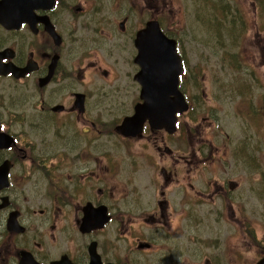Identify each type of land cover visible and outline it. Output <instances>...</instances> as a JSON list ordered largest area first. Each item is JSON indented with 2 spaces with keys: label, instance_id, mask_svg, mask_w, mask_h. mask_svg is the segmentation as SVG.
<instances>
[{
  "label": "flooded vegetation",
  "instance_id": "af4514ba",
  "mask_svg": "<svg viewBox=\"0 0 264 264\" xmlns=\"http://www.w3.org/2000/svg\"><path fill=\"white\" fill-rule=\"evenodd\" d=\"M93 1L107 3L112 0ZM254 3V0L251 4L237 0L236 8L229 9V2L223 0L219 4L221 21L216 23L215 15L209 25L215 40L225 43L237 41L242 26L256 21ZM215 6L216 3L211 8ZM250 6L253 15L247 18ZM157 8L158 12L164 11V5ZM79 10L85 9L70 3L49 12L62 36V45L58 48L40 22L33 28L37 29L36 32L28 24L23 29L6 30L2 26L7 32V43L15 51L13 61L18 66H25L30 60L35 64L29 76L23 79L12 75L0 76V124L4 123L7 133L21 138L24 144H15L7 150L0 148V165L6 159L12 162L10 184L0 191V264H52L64 255H68L73 264H92L100 260L101 264H110L106 238L101 235L99 243H91L98 232L105 230L93 229L83 233L76 226V221L84 216L88 202L93 203L91 209L105 204L113 218L138 212L137 198L126 195V188L133 184L132 174L117 182L109 167L99 165L93 169L88 191L77 196L70 207L49 212L32 195L31 169L39 165L45 156L38 152L37 147L30 148L29 138L33 137L36 125L41 127L42 122H47L54 129L59 124L58 132L48 135L39 148L46 149L54 144L70 162L73 154L83 149V138L69 142L60 126L71 124L72 128L68 127V131L79 134L78 123L90 126L94 122L86 115L87 109L84 113L75 109L74 100L69 98L74 90L69 87L104 89L108 70L101 71L105 75L103 85L97 82L96 77L86 78L84 73L91 71L98 74L111 58L118 59V62L122 59L123 51L117 49L116 37L123 26L119 27L114 20L109 23L108 19L85 18ZM227 11L230 17L225 20L223 13ZM7 12L10 13L9 10ZM130 16L128 33L131 35L134 25ZM255 25L253 36L262 38L264 22H256ZM86 39L89 40L84 42ZM130 39L126 37L125 43ZM55 53L59 54V59L46 81ZM116 61L115 68H122V64ZM21 88L28 92V97L25 94L10 98L12 90ZM116 88L114 84V96L118 94ZM245 90L248 97H253L251 88ZM230 91L224 83L211 85L208 93L211 104L206 114L195 116L196 119L204 117V122L196 123L194 132H189L186 139H182L178 132L174 140L175 144L181 145L183 152L187 151V163L181 164L175 155H171L167 157L164 170H161L165 180L159 193L166 201L159 203L155 221L164 228L170 226L168 209L170 202L174 203L173 196L177 199L180 193L183 194L180 222L167 264H256L264 250V156H261L263 151L260 149L264 106L250 107L242 102L241 88ZM76 92L83 93L82 90ZM235 93L239 96L238 103L234 99ZM6 94L10 101L7 108L4 105ZM231 107H234L233 110L228 112ZM26 108L37 113L27 132L21 130V118L25 116L23 112ZM243 108L249 114L241 125L233 129L228 124L224 129L227 117L230 116L229 122L232 118L243 117ZM118 118L121 119L122 115ZM42 132L45 135L51 133L48 130ZM250 138L252 141H249ZM254 200L262 202L261 210L254 205ZM207 203L216 206L210 210ZM200 208L204 210L200 211ZM213 239L219 243L213 245Z\"/></svg>",
  "mask_w": 264,
  "mask_h": 264
},
{
  "label": "rangeland",
  "instance_id": "374dc122",
  "mask_svg": "<svg viewBox=\"0 0 264 264\" xmlns=\"http://www.w3.org/2000/svg\"><path fill=\"white\" fill-rule=\"evenodd\" d=\"M227 2H229V7L236 8L235 3L237 2V0H227ZM183 3H184V5H186L185 2H183ZM74 4L76 6H79V4H77V3H74ZM176 6L178 7V4H176ZM211 7H212V4L207 5L206 13L204 15V20H206V21H212L213 20V16L216 13H218V10H220V7H218V6H215L213 9ZM184 10L186 12L190 11V9H184ZM182 14H183V12H177V11L176 12H171L170 16H169L171 18V20L169 19L168 22H175V23L178 22V23L182 24V26H184L185 24H189V18H186V19L183 18ZM226 14L228 15V17H230L228 11L226 12ZM246 15H247L246 16L247 18L248 17L250 18L253 15L252 6H250L249 10L246 12ZM200 25H203V23L198 22L197 23L198 28L200 27ZM204 25H205V23H204ZM223 26L227 27V24H223ZM221 34H222V32H221ZM240 34H242V33L240 32ZM249 35H250V32L247 34V37L244 38V42H243L244 45H246L247 42H250L251 37ZM66 36L68 37L67 32H66ZM88 40L89 39H86V40H84V42H86ZM203 40H204V38H203ZM228 41H230L229 38H228ZM194 46H196V44L192 43V42H185V44H184V47L188 50V56H189L190 61L193 63V65L195 63H197V64L200 63L201 64V62L203 63V58L202 57H205L208 54V51L211 49L212 43L210 41H205V40L201 41L199 43L198 47H197V54H194L192 52L191 48L194 47ZM123 67L126 68V66H123ZM229 74L232 75L233 78H235L237 75H239L237 72H235V73L231 72V70H230ZM220 76H222V74H219L216 71H210L209 72V78L207 77L208 78L207 87L211 83H214L217 78H220ZM244 76H245V74H244ZM191 79L192 78H190V81H191ZM190 81L189 82L184 81V83H183V85L188 83V89H187L188 92L190 91V89H192L191 84H193V82H190ZM192 81H193V79H192ZM19 92H21V91H18L17 93H19ZM94 93L96 94L95 98L98 101H100L101 103H105L107 107L111 108L115 112L116 108L114 107V101L108 99L107 97H105L103 95V91L102 90L94 89ZM120 97H121V99L124 98L123 96H120ZM106 130H108L109 132H111L113 130V128L110 126V124L108 122H106V127L105 126L102 127V132H104ZM34 136L37 137L36 138L37 141L39 140V138H43L44 134L42 132V129H36L35 133H34ZM30 143H31V145H30L31 148H35L36 147V142H30ZM50 161L51 162H55L54 160H50ZM132 177H133V184L138 182V179H136V177L134 175H132ZM181 194H179V197H181ZM154 236L155 237L157 236V231L156 230L154 231Z\"/></svg>",
  "mask_w": 264,
  "mask_h": 264
},
{
  "label": "bare ground",
  "instance_id": "6f19581e",
  "mask_svg": "<svg viewBox=\"0 0 264 264\" xmlns=\"http://www.w3.org/2000/svg\"><path fill=\"white\" fill-rule=\"evenodd\" d=\"M74 11V10H73ZM75 12V11H74ZM88 76L89 77H91L92 78V76H90V75H86V78H88ZM76 90H74L73 91V93L75 92ZM75 94H77L79 97H82L83 98V93H81V92H76ZM59 124H57V126L53 129V132H52V135H55L56 133L55 132H58V129H59ZM36 129H42L41 127H39V126H37L36 125V128L34 129V131L36 130ZM26 132H27V129H26ZM10 136H13L12 134H10V133H8ZM44 134V133H43ZM33 135V137H31V138H29V141L30 142H36V147L37 148H39L40 146H42L43 145V142L45 141V139L47 138V136L48 135H45L44 134V137L43 138H39V140L37 141V137H35L34 136V133L32 134ZM31 145V144H30ZM31 148V147H30ZM30 184L32 185V186H34L35 185V180H32L31 182H30ZM88 206H89V208H93L92 207V205L89 203L88 204ZM98 258H99V255H98Z\"/></svg>",
  "mask_w": 264,
  "mask_h": 264
},
{
  "label": "water",
  "instance_id": "95a60500",
  "mask_svg": "<svg viewBox=\"0 0 264 264\" xmlns=\"http://www.w3.org/2000/svg\"><path fill=\"white\" fill-rule=\"evenodd\" d=\"M264 263V262H263Z\"/></svg>",
  "mask_w": 264,
  "mask_h": 264
}]
</instances>
